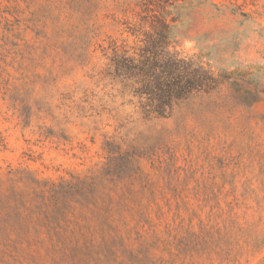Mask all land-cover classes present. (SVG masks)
<instances>
[{"label": "rangeland", "instance_id": "rangeland-1", "mask_svg": "<svg viewBox=\"0 0 264 264\" xmlns=\"http://www.w3.org/2000/svg\"><path fill=\"white\" fill-rule=\"evenodd\" d=\"M121 1L0 0V208L30 176L73 192L0 209V264H264V0L185 11L172 49L223 84L136 124L100 75L141 43ZM112 142L134 163L107 166Z\"/></svg>", "mask_w": 264, "mask_h": 264}, {"label": "trees", "instance_id": "trees-1", "mask_svg": "<svg viewBox=\"0 0 264 264\" xmlns=\"http://www.w3.org/2000/svg\"><path fill=\"white\" fill-rule=\"evenodd\" d=\"M208 2L209 0H122L119 2L121 11L131 15L133 22L130 29L134 35L141 37V43L133 48L114 46L108 67L100 71V75L101 80L108 81V84L112 85V99H121L120 106L132 107L129 123L136 124L167 118L180 100L197 92H213L223 84L222 78L204 63L172 49L173 29L184 17L185 11ZM123 127L124 125L121 126ZM116 138L114 140L117 142ZM112 143L115 146L110 148L109 145L107 148V158L110 160L107 166L112 167L118 160H124L127 164L134 163L133 154L123 151L121 144ZM99 174L101 173L97 174L95 170L91 175H86L92 177L76 176L77 182L73 186H76L79 191L95 193L99 191L96 181ZM89 179L92 181H88ZM27 182L35 186L34 193L37 196L33 197V201L28 205L22 192L13 190L12 197L9 196L2 204H6L3 208L10 206L9 211H6L8 216L11 212H15L21 217L26 211H30L33 215L48 216L51 214L49 210L51 198L58 204L61 194H64L65 198L73 194L62 183L43 181L35 176L28 177ZM48 194L49 202L46 199ZM58 210L61 212V209ZM42 223L48 227L54 225L37 220V224ZM2 225L5 228L11 226L7 222H3Z\"/></svg>", "mask_w": 264, "mask_h": 264}]
</instances>
